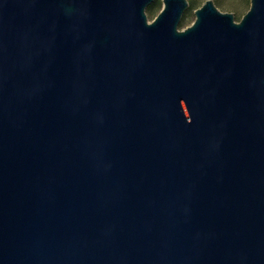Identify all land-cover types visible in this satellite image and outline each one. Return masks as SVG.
Returning a JSON list of instances; mask_svg holds the SVG:
<instances>
[{
  "label": "water",
  "instance_id": "water-1",
  "mask_svg": "<svg viewBox=\"0 0 264 264\" xmlns=\"http://www.w3.org/2000/svg\"><path fill=\"white\" fill-rule=\"evenodd\" d=\"M0 0V264H264V0Z\"/></svg>",
  "mask_w": 264,
  "mask_h": 264
},
{
  "label": "rangeland",
  "instance_id": "rangeland-1",
  "mask_svg": "<svg viewBox=\"0 0 264 264\" xmlns=\"http://www.w3.org/2000/svg\"><path fill=\"white\" fill-rule=\"evenodd\" d=\"M189 8L185 11L179 24V30L190 26L195 20V10L200 8L206 0H188ZM219 10L224 13L234 14L235 21L240 22L242 17L248 12L251 0H213ZM163 6V0H155L146 10L148 21L152 22L159 14Z\"/></svg>",
  "mask_w": 264,
  "mask_h": 264
}]
</instances>
